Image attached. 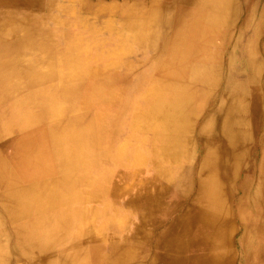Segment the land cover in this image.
<instances>
[{
  "label": "bare ground",
  "instance_id": "bare-ground-1",
  "mask_svg": "<svg viewBox=\"0 0 264 264\" xmlns=\"http://www.w3.org/2000/svg\"><path fill=\"white\" fill-rule=\"evenodd\" d=\"M0 264H264V0H0Z\"/></svg>",
  "mask_w": 264,
  "mask_h": 264
},
{
  "label": "crops",
  "instance_id": "crops-1",
  "mask_svg": "<svg viewBox=\"0 0 264 264\" xmlns=\"http://www.w3.org/2000/svg\"><path fill=\"white\" fill-rule=\"evenodd\" d=\"M64 2H65V1H64ZM49 26H50V25H49ZM51 26H53V24H52ZM53 28H55V26H53ZM54 33H56V31H55Z\"/></svg>",
  "mask_w": 264,
  "mask_h": 264
}]
</instances>
